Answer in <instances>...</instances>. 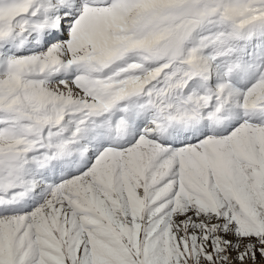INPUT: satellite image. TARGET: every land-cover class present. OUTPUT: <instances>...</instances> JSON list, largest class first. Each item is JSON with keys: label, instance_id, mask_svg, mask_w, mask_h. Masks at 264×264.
Instances as JSON below:
<instances>
[{"label": "snow or ice", "instance_id": "1", "mask_svg": "<svg viewBox=\"0 0 264 264\" xmlns=\"http://www.w3.org/2000/svg\"><path fill=\"white\" fill-rule=\"evenodd\" d=\"M0 264H264V0H0Z\"/></svg>", "mask_w": 264, "mask_h": 264}]
</instances>
